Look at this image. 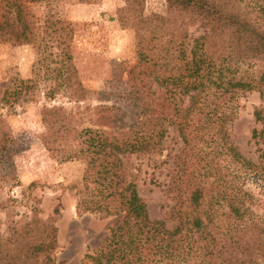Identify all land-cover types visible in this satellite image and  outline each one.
<instances>
[{"label":"trees","instance_id":"16d2710c","mask_svg":"<svg viewBox=\"0 0 264 264\" xmlns=\"http://www.w3.org/2000/svg\"><path fill=\"white\" fill-rule=\"evenodd\" d=\"M43 1L0 0V42L29 44L34 31L26 4ZM144 4L123 0L116 13L135 38L136 59L126 71L129 89L119 94L138 107L128 126L122 124L126 111L116 104L83 105L96 92L82 84L73 63V27L51 15L44 20L46 31L59 35L62 56L50 67L52 85L44 94L51 99L63 92L73 105L43 107L41 142L60 162H84L95 193L83 210L113 217L89 257L94 264H264V215L243 185L248 173L264 177V147L262 160L253 162L230 135L239 97L257 91L261 104L253 115L261 129H253L251 138L264 142V0H165L163 13L150 14ZM30 86V79L21 81L0 102L13 106ZM169 137L181 144L165 188L173 204L165 218L155 219L128 157L159 155ZM17 151L0 113V187L17 182ZM11 200L0 199L6 216L0 264H57L59 209L46 218L34 211L15 219Z\"/></svg>","mask_w":264,"mask_h":264},{"label":"rangeland","instance_id":"374dc122","mask_svg":"<svg viewBox=\"0 0 264 264\" xmlns=\"http://www.w3.org/2000/svg\"><path fill=\"white\" fill-rule=\"evenodd\" d=\"M26 5L33 23V40L24 45L0 42V96L21 81L30 79L31 83L30 92L22 95L13 106L0 102V113L18 144L14 156L17 182L0 187V199L8 196L14 199L9 205L15 219L28 217L34 211L46 218L53 215L57 207V264H94L89 255L100 246L113 217L100 218L96 212L83 210L95 193L91 178L84 172V162L79 159L60 162L41 142V136L46 132L43 107L73 105L63 92L56 93L51 99L44 94L52 85L50 67L62 60L61 45L56 43L59 35L53 30L47 32L44 20L51 15L70 22L73 27L69 42L73 63L82 84L96 92L83 105L105 102L120 106L126 111L124 126L136 119L138 111L133 102L119 96L129 89L126 71L136 59L134 32L116 21L123 0H45ZM164 9L165 0H145V14L163 13ZM193 29L194 36L200 34V30ZM97 93L106 96L99 99ZM259 104L261 98L257 91L240 96L237 116L230 125L232 142L247 159L256 163L262 160L260 155L264 147V142L251 138L253 129H261L253 115L254 106ZM172 135L176 136V133L170 131ZM167 144L168 148L159 155L128 157L132 171H138V192L147 203L150 217L155 219L165 218L173 204L165 188L173 168L174 153L179 151L181 144L175 137H169ZM169 149L171 152L167 155ZM243 185L254 197L253 208L264 215V177L248 173ZM5 220V212L0 211L1 233L5 231ZM167 224L173 227L175 222L168 220Z\"/></svg>","mask_w":264,"mask_h":264}]
</instances>
